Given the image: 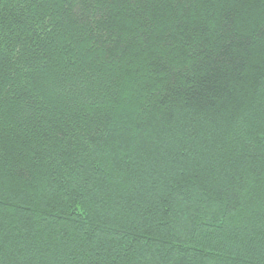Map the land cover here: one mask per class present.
Returning <instances> with one entry per match:
<instances>
[{
    "label": "trees",
    "instance_id": "1",
    "mask_svg": "<svg viewBox=\"0 0 264 264\" xmlns=\"http://www.w3.org/2000/svg\"><path fill=\"white\" fill-rule=\"evenodd\" d=\"M0 264H264V0H0Z\"/></svg>",
    "mask_w": 264,
    "mask_h": 264
}]
</instances>
